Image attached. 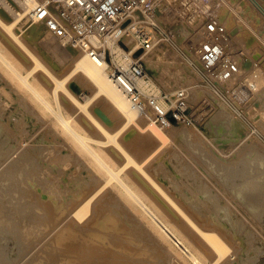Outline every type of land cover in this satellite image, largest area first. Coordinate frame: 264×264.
<instances>
[{"label": "rangeland", "instance_id": "374dc122", "mask_svg": "<svg viewBox=\"0 0 264 264\" xmlns=\"http://www.w3.org/2000/svg\"><path fill=\"white\" fill-rule=\"evenodd\" d=\"M229 1L231 2V0ZM232 1L235 3L231 2L230 4L233 3L239 7L236 4L238 3L236 0ZM162 2L164 3H162V6L164 5L165 9L162 7L164 10L161 18H165L166 25L160 24L168 38L165 41L167 44L162 42L157 49H160L161 45L168 48L169 50H167V56L165 57L171 62H166L162 64L163 66H158L155 63L154 71L152 70V72L146 65L144 57L146 71L150 78L148 81L152 83L154 88L150 90L152 87H149V89L147 88L148 91H145L155 92L157 90L156 96L164 103L167 109L170 107V100L174 95L183 91L186 106L185 115L190 122L175 124L169 129L155 123L165 132V138L162 137L161 140L153 138L147 132H137L131 138L122 134L118 136L117 140L131 158L141 165L143 171L185 215L201 229H213V232H218V235L229 248L228 253L219 264H264V102L262 100L260 104L255 102L259 88L257 85L255 86L252 79L247 81L250 84H246L247 86L241 81L240 83L233 82L231 87H219L217 83L221 82L201 75L193 64V57L186 54L187 49L188 52L193 54L191 51L196 50L198 44L190 42L189 39V41L186 39L187 41H184V44H181L180 41L177 42L170 33L171 30L167 28L170 25L175 27L180 22L184 23L189 17L192 19L195 16L197 19L199 17L202 19H216L218 13H222L221 4L224 3V0H162ZM251 9L254 10L252 7ZM164 11L167 12L165 13ZM248 12L245 10L242 17L246 16ZM255 12L258 15L257 17L261 18V15L256 10ZM163 13L167 15V18ZM252 16L255 17L256 15ZM11 19L13 18L0 6V20L8 24ZM168 19L171 20L169 21ZM248 21L250 26L259 33L262 43L261 46L254 47L258 53L254 48L246 50L240 46L239 49L240 52L243 50L247 51L249 55L244 51L242 55L246 54L245 56L252 62L254 60L258 71L259 69L263 70L264 23H257L256 20L251 18ZM14 32L18 33L20 41L25 48L45 68L49 69L56 78L62 79L66 75L67 72H64L66 66L55 65L52 56L50 57L49 54L45 53L44 49L46 48L42 43L44 37H41V39L30 37L27 31L23 32V30H20L19 25L14 28ZM43 36H46L47 39L51 37L46 31ZM54 40L55 42L57 41L56 39ZM57 43L55 44L58 45ZM0 48L18 66L22 73L31 70L35 66L33 60L27 57L22 48L10 40L2 29L0 30ZM67 53L69 59L75 57L74 54L78 55L71 50H67ZM252 53L254 54L253 56H251ZM231 59L233 60V58ZM262 64L263 66H261ZM155 67L159 70L157 71ZM110 68L111 66L108 62L109 72ZM1 70L5 71L3 68ZM1 70L0 264H182L181 259L179 260L173 251L169 250L156 237L154 238L153 234L148 231L137 215L132 214L121 199L113 195L112 184H108L102 190H98L105 181V177L102 176V170L82 151L79 144L74 142L69 136L67 137L65 132L56 126L46 111L37 107L28 94L14 85L11 80L12 76L7 74V71L4 73ZM33 72L30 75V80L37 81L49 93L53 85L50 81L43 80L41 76L42 69L37 67ZM65 86L70 89L71 93L81 103L87 101L86 98L91 97L95 90L81 75L70 77L65 82ZM189 88L190 90L188 91ZM253 93L257 94L255 99L253 97L254 100L252 99L250 104L249 100ZM59 94L60 103L63 105V114L66 117H71L73 127L91 139L105 141L104 134L101 133L97 124L87 114L73 109L61 92ZM188 94L189 100L187 98ZM87 111L108 133L113 134L118 128L119 123L115 120L117 112L103 96L92 100L87 106ZM230 120L232 127L227 125ZM137 122L141 127L148 123L147 118L140 116ZM233 127L234 129H232ZM158 145L160 150L151 158L146 159L151 150ZM94 147L113 168L117 169L125 164V159L116 153L113 146L107 144L106 146L94 145ZM22 154L23 157H20ZM123 174L132 177L133 186L139 191L156 195L154 188L152 189V186L149 187L150 185L148 186L144 182L146 180L140 177L142 183L141 180L136 178V170L133 166H127ZM245 181L248 189L243 184ZM255 181L258 184H255ZM239 186L242 189L245 187L242 192L244 196L251 194L248 195L251 197L255 194L253 201L256 198L258 199L259 202L257 200L256 203L254 202L257 205V209L254 212L249 207V201H242L241 203L238 196V199L236 198L237 193H239ZM232 188L236 191H232ZM249 188L251 189L249 190ZM96 191L97 193L94 196ZM73 194L78 197H73L75 196ZM156 196L155 200L159 202L164 210L163 212L167 213L164 214L169 216L171 224L179 232L181 231V234L192 239L189 237L190 234V236L193 234L187 226L188 224H183L185 221L175 215V211L170 206H167L169 204L164 198ZM88 197H93V199L90 202L89 214L84 217V220H88L91 215L93 217V214L95 216L90 222L94 225H85L88 228L87 231L91 230L87 232L85 231L86 227L81 225L83 222L79 224L73 213L80 208V203ZM79 198L82 201L78 200ZM192 202L193 205L191 206ZM257 203H262L263 206ZM203 205L204 208H202ZM192 207H195V209ZM197 207L201 211H198ZM215 207H219L217 208L219 213ZM47 208L55 211L50 214ZM226 208L228 210L227 213ZM206 211L208 212L206 213ZM215 213L219 216L215 215ZM224 213L228 216L226 215L227 217H225ZM206 217L208 220L204 219ZM225 218L230 219V221L225 220ZM235 219L238 220L235 221ZM109 221H111V224H109ZM223 221L228 222L225 224L226 222ZM231 221L232 224H230ZM208 222H212L214 227L217 224L216 228H218L211 226L210 228L209 224H207ZM80 226L81 229H84L82 232L79 230ZM185 226H187L189 231H185L187 230L183 228ZM229 226L230 229H228ZM105 227L108 228L106 229ZM110 227L112 228L110 229ZM77 228L79 229L76 230ZM109 231L113 236L110 237V234L108 235ZM73 232L88 241L94 236L96 237L94 242L98 238L100 244H97V240L95 243L97 246L94 251L86 247V254L83 252L84 248H79L83 249L79 250L78 248L74 249L66 244L62 245L59 243L61 236L63 237ZM189 232L191 233L189 234ZM115 234H117V238ZM112 248L115 251L119 250L116 252L117 254ZM202 248L205 253L204 256L207 258L205 259L206 262L210 263L209 261L213 260V255L208 256L210 253L203 246ZM79 251L81 253H78ZM103 253H106L107 256ZM127 253L129 256L126 258ZM80 254L82 257L79 256Z\"/></svg>", "mask_w": 264, "mask_h": 264}, {"label": "bare ground", "instance_id": "6f19581e", "mask_svg": "<svg viewBox=\"0 0 264 264\" xmlns=\"http://www.w3.org/2000/svg\"><path fill=\"white\" fill-rule=\"evenodd\" d=\"M41 1H45V0H41ZM238 3H236L237 5H239V7H237L236 5H234L232 0L231 2H233L232 4H230L231 2L229 0H224V3L221 4L222 6V13H217L215 12V14L217 15L216 22L218 23H222L223 25H225L229 35H230V40L228 42V44L225 46V50L223 52V59L222 62L225 60H230L231 58H233V60L235 61V64L238 65V69L237 72L230 78L224 81H221V83H217L219 84V87H231L233 82L236 83H240L241 81L243 83L249 84V82H247L248 80H253L255 83V86L257 85L258 89V95L257 97L255 96L257 93H253L251 99L249 100V103L251 104L252 99L254 97H256V101L258 104H260V101L262 100V102H264V66L263 64L261 66H263V70L262 69H257V64H255L254 60L252 62V60H249L245 55L248 54L246 50H250L253 49L254 47H259V45L261 46V40H260V35L258 32H256L251 26H250V22L248 21L249 18L256 20L257 23H264V0H236ZM169 2V1H168ZM162 0H155V10H154V19L155 21L159 24V26L164 30V28L162 27V25L160 23H162L163 25H166L165 22V18H161L162 16V11L165 9L164 5L162 6ZM164 4V3H163ZM175 4V3H174ZM0 6H2V8L13 18L11 19V21L6 24L4 22H2L0 20V28L4 31L5 35H7V37L12 40L14 43H16V45H19L22 50L24 51V53H26L25 55H27V57H30L35 66H33V68L29 71L23 72L18 68V66H16L9 58V56H7L2 49L0 48V70L3 68L5 71H7V74H10L12 76V81L14 83V85L18 86L19 88L22 89L23 92H25L26 94L29 95L31 101L37 106L42 108L43 111H46L47 114H49V117L52 118L53 122H55L56 126L59 127L61 130H63L66 134V136L70 137L74 142H76L77 144H79V146L81 147L82 151L85 152L90 158L91 160L95 163L96 166H98L101 170H102V176L105 177V181L101 182V184L103 186H100L98 190H102L106 185L108 184H112V193L115 197H118L121 199V201L125 204L126 208H128L132 214L137 215L138 219L140 221L143 222V224L145 225V227L148 229V231L151 232V234H153L154 238L156 237L162 244H164L169 250L173 251L174 255L179 258V260L181 261L182 264H219V262L222 260L223 257L226 256V254L229 251L228 246L225 244V242L222 240V238L218 235V232L216 233L213 232V229H201V227H199L198 225H196L187 215L184 214V212L171 200L167 197V195H165L162 191L161 188L158 187L153 180L143 171L141 165H139L138 163H136L131 156L127 153V151L123 148V146L118 142L117 138L118 136L125 134L124 136L131 138L133 137L137 132L140 133H149L153 138L157 139V140H161L162 137L165 138V132L163 131V129L156 125L154 121H152V119H147V122L143 127H141L139 125V123L137 122L138 118H139V110L137 108V106L131 101L129 100L121 91L120 89L113 83V81L110 78L109 75V71H108V62L107 59L103 60L100 58H91L89 55L87 54H83L82 52L75 50V49H71V48H67L64 47L60 41L56 38L57 41L55 42V40L52 38L50 39L52 36L48 33L45 25L43 22H34L31 19L28 18L27 16V12H26V8L24 6H22L18 1L16 0H0ZM167 6V5H166ZM164 9H163V8ZM254 8V10L251 9ZM59 9V0H53L51 1V10L53 12L58 11ZM245 10L249 11L246 16L242 17L244 15ZM251 10V11H250ZM255 10L261 15V18L257 17V13L255 12ZM165 13L167 11H164ZM254 12V13H253ZM159 14V16H158ZM164 15V13H163ZM166 15V14H165ZM164 15V16H165ZM252 15H256L255 17H253ZM167 18V15H166ZM169 18V16H168ZM206 18L202 19V18H198L195 16L191 21L187 22L185 21L177 23L175 25V27L173 26H167V28H169L170 33L174 36V39L177 40V42L180 41L181 44H184V41H187L188 39L190 40V42L194 43V44H198L201 41V30L203 27V23L204 20ZM169 20V19H168ZM171 20V19H170ZM169 20V21H170ZM178 22V21H177ZM254 23H256L255 21H253ZM168 24V23H167ZM171 24V23H170ZM19 25L20 30H23V32H28L30 37L33 38H40L44 37V39H42V44L43 46H45L46 49L45 53L49 54L50 57L52 56V58L54 59V64L57 66H62L65 67L64 72H67L66 75L62 78V79H58L56 78L49 69L45 68L36 58L35 56L29 52L25 46L21 43L20 41V36L18 35L17 32H14V28L16 26ZM169 25V24H168ZM175 28V29H174ZM0 29V30H1ZM173 29V31H172ZM47 32L48 35H50L51 37L49 39L46 38V36H43L45 34V31ZM169 32V31H168ZM200 32V34H199ZM169 34V33H168ZM170 36V35H169ZM171 37V36H170ZM32 38V39H33ZM46 38V39H45ZM129 40V38H127ZM172 39V38H171ZM187 39V40H186ZM39 40V39H38ZM54 40V41H53ZM188 40V41H189ZM199 40V41H198ZM182 41V42H181ZM58 42V43H57ZM105 44L107 45V47L110 49V51L112 53H114L116 56L114 57V60H117V62L122 65L125 66L127 63V59L125 57V55L121 52V50L116 46V45H112V43L108 40L104 41ZM162 42L166 43L165 41H161L159 42L148 54L145 55V62L146 65H148V68L150 69V71H154V66L155 63L159 65L165 64L166 62L169 63L171 61H169L165 56H167V50H169L166 47H163V45H161L160 49H157L159 44H161ZM55 43H57L58 45L62 46L59 47L58 45H56ZM131 44H133L130 41ZM260 43V44H259ZM167 44V43H166ZM42 46V47H43ZM185 46V45H184ZM242 47L243 49L246 50H242L246 53L245 55L243 54V51L240 52L239 47ZM193 47V46H192ZM44 48V47H43ZM264 48V47H263ZM256 50V48H254ZM258 49V48H257ZM67 50H71L74 51V53L78 54L77 56L74 54L75 57H73L72 59H69V55L67 53ZM254 50V51H255ZM191 51V50H190ZM238 51V52H237ZM186 54L189 55L190 57L192 56V61L195 59V55H196V50L194 49L193 52L190 53L188 52V49L186 50ZM249 52V51H248ZM256 52L258 53V51L256 50ZM255 52V54H256ZM237 55V56H236ZM249 55V54H248ZM251 55V54H250ZM254 54L252 53L251 56H253ZM230 56H234V57H230ZM236 56V57H235ZM249 58L252 59V57L249 56ZM236 59V60H235ZM248 59V60H246ZM221 62V63H222ZM254 65V67H253ZM163 66V65H162ZM37 67L42 69V78L43 80L46 81H50L52 83V89L50 90L49 93H47L43 87L41 86V84L37 83V81H32L30 80V75H32L37 69ZM253 67V68H252ZM156 69V67H155ZM61 70V69H60ZM157 70V69H156ZM159 70V69H158ZM157 70V71H158ZM189 70V69H188ZM2 71V70H1ZM5 71H2L5 73ZM152 71V72H153ZM32 73V74H31ZM261 73V74H260ZM74 75H81L83 78H85L93 87H94V93L91 97H87L84 103H81L80 101H78L76 99V97L71 93L70 89H68L65 86V82L67 80H69L70 77L74 76ZM260 78V79H259ZM150 79V78H149ZM148 79V80H149ZM139 81L138 82V86L141 88V90L144 93H147L146 91H148L149 87H152L150 90H153V86L152 83L150 81ZM42 83V82H41ZM254 85V84H253ZM247 86V85H246ZM254 86V88H255ZM148 88V89H147ZM185 88V87H184ZM146 90V91H145ZM190 90V88L188 89V91ZM175 91V90H174ZM59 92H61L62 96L68 101H66L68 104H70V106L73 109L78 110L81 113H85L88 115V117L94 121L97 126L99 127L100 131L102 134H104L105 137V141H97L94 139H91L89 137H87L85 134H83L82 132L78 131L77 129H75L72 125V121H71V117H66L63 114L62 111V106L60 103V94ZM157 92V90L155 91V93ZM49 94H50V98L51 100H49ZM99 96H103L108 102L111 103L112 107L114 110H116L117 112V118H115V120L119 123L118 128L116 129V131L111 134L108 133L100 124L97 123V121L94 119V117L88 113L87 111V106L88 104L94 100L95 98L99 97ZM189 94L187 95L188 98ZM49 98V99H48ZM253 99V100H254ZM189 100V98H188ZM158 105L160 106V108L165 111L167 109V107L164 105V103L162 101H160L159 99H157ZM249 105V104H248ZM50 118V119H51ZM49 119V120H50ZM52 122V121H51ZM231 120L229 122L230 125ZM231 126V125H230ZM5 127V126H4ZM172 127L169 126L168 129ZM232 127V126H231ZM131 128V129H130ZM224 128H226L224 126ZM229 129H231L229 127ZM234 129V127L232 128ZM131 130V131H130ZM231 131V130H230ZM229 131V133H230ZM234 131V130H233ZM125 132V133H124ZM129 132V133H128ZM231 134V133H230ZM233 135V133H232ZM123 137V136H122ZM7 140V139H4ZM111 145L113 146V149L116 151V153L119 156H122L125 159V164L118 167L117 169L113 168L107 161L106 159L95 149L94 145L96 146H106V145ZM160 150V146H156L154 149L151 150L150 154L146 157V159L151 158L152 156H154L158 151ZM25 155V154H24ZM26 156V155H25ZM23 157V154L20 156ZM31 157V156H30ZM28 158V157H27ZM23 160V158H22ZM25 162V161H24ZM260 162V161H259ZM22 164V163H21ZM28 164V163H27ZM18 165V164H17ZM133 166L134 169L136 170V178L138 180H146L144 182H146V184L151 187L152 189L154 188V190L156 191V195H158V197L160 198H164L166 200V202H168L170 206V208H172L175 211V215H178L179 217H181L183 219V224H188L187 226L189 227L190 231L192 232V236H190L191 232H189V237H191L192 239L186 237V235L181 234L178 229H176L174 227V225L171 224L170 222V218L168 215H165L167 213L163 212L164 210L161 208L159 202L157 200H155V197H157L156 195H151V194H147V192L144 191H139L138 189H136L133 186V180L132 177L128 176V175H124L123 171L125 170V168L127 166ZM22 166V165H21ZM249 167V166H248ZM19 169V167H18ZM259 169V168H258ZM260 170V169H259ZM140 174V175H139ZM258 176V175H257ZM256 176V177H257ZM142 177V179L140 178ZM245 177V176H244ZM237 179V178H236ZM252 179V178H251ZM256 179V178H255ZM264 179V177H263ZM259 181V180H258ZM257 181V182H258ZM17 182V181H16ZM254 182V181H253ZM143 183V182H142ZM248 183V181H247ZM252 183V182H251ZM245 184L246 187V181L243 183ZM255 184L256 183L255 181ZM239 185V184H237ZM242 185V184H241ZM252 185V184H251ZM263 185V184H262ZM234 186V185H233ZM236 186V185H235ZM244 186V185H243ZM242 186V187H243ZM248 186V185H247ZM250 186V185H249ZM201 187V186H200ZM244 187V188H245ZM251 187V186H250ZM256 187V186H255ZM254 187V189H256ZM14 188V187H13ZM150 188V189H151ZM236 188V187H235ZM240 188V186H239ZM244 188H240L239 189V193H237L236 198L238 196L239 200L241 201H249V207L251 209H253V212L255 209H257V205L254 204V202L256 203V200L258 201V199L256 198L255 201H253V196L249 197L248 194L247 196H244L242 194ZM247 188V187H246ZM253 188V187H252ZM238 189V188H237ZM248 189V188H247ZM251 188H249L250 190ZM261 189V187H260ZM264 189V188H263ZM81 190V189H80ZM97 190V191H98ZM205 190V189H204ZM235 190V189H234ZM232 188V191H234ZM69 191V190H68ZM82 191V190H81ZM84 191V190H83ZM97 191L94 193V196L96 195ZM182 191V190H181ZM203 191V190H202ZM236 191V190H235ZM258 191V189H257ZM248 192V191H247ZM262 192V191H261ZM79 193V192H78ZM81 193V192H80ZM260 193V192H258ZM77 194V193H76ZM245 194V193H244ZM247 194V193H246ZM262 194V193H261ZM264 194V193H263ZM24 195V194H23ZM55 195V194H54ZM61 195V194H60ZM66 195V194H65ZM64 195V196H65ZM75 195V194H73ZM80 195V194H78ZM206 195V194H205ZM215 195V194H214ZM213 195V196H214ZM257 195V193H256ZM259 195V194H258ZM63 196V195H62ZM93 196V197H94ZM152 196V197H151ZM182 196V194H181ZM192 196V195H191ZM200 196V195H199ZM202 196V195H201ZM261 196V195H260ZM259 196V197H260ZM57 197V196H56ZM70 197V196H69ZM73 197H78V196H73ZM82 197V196H81ZM93 197H88L85 201H82V199H78L81 200L82 202L80 203V208L77 209L74 213L73 216L76 217V221L80 224V222H83L81 225L83 226H87V224H92L90 223L91 220L93 219V217L95 216V214H93V217L91 215V217L88 220H84V217L89 214V209H90V202L93 199ZM183 197V196H182ZM181 197V198H182ZM203 197V196H202ZM209 197V196H207ZM217 197V196H216ZM255 197V196H254ZM258 197V196H256ZM72 198V197H71ZM70 198V200H71ZM74 198V199H75ZM187 198V197H186ZM237 198V199H238ZM32 199V198H31ZM58 199V198H57ZM61 199V197H60ZM206 199V198H204ZM209 199V198H208ZM213 199V198H210ZM76 200V199H75ZM84 200V199H83ZM164 200V201H165ZM195 200V198H194ZM207 200V199H206ZM261 200V199H260ZM72 201V200H71ZM189 201V200H188ZM192 201V200H191ZM190 201V202H191ZM211 201V200H210ZM214 201V200H213ZM218 201V198H217ZM262 201V200H261ZM70 202V201H69ZM68 202V203H69ZM201 202V201H200ZM259 202V201H258ZM67 203V204H68ZM77 203V201H76ZM165 203V202H164ZM212 203V202H211ZM264 203V202H263ZM74 204V203H73ZM98 204V203H97ZM197 204V203H196ZM215 204L218 205V203L215 202ZM246 204V203H245ZM258 205L260 203H257ZM262 204V203H261ZM260 204V205H261ZM44 205V204H43ZM48 205V204H47ZM51 205V204H50ZM49 205V206H50ZM64 205V204H63ZM72 205V203H71ZM79 205V204H77ZM191 206L193 205L190 204ZM199 205V204H198ZM201 205V203H200ZM211 205V204H209ZM216 205V206H217ZM248 205V204H247ZM252 205V206H251ZM100 207V205H98ZM229 206V205H228ZM244 206V205H243ZM263 206V204H262ZM260 206V207H262ZM43 207V206H42ZM62 207V206H61ZM76 207V206H75ZM189 207V206H188ZM202 207V206H201ZM211 207V206H209ZM214 207V206H213ZM212 207V208H213ZM230 207V206H229ZM247 207V208H249ZM101 208V207H100ZM169 208V209H170ZM193 208V207H192ZM191 208V209H192ZM198 208V207H197ZM204 208V205L203 207ZM201 208V209H202ZM216 211L217 208L219 207H215ZM264 208V207H263ZM49 213L52 214L53 211H55L53 209L47 208ZM95 209V208H94ZM99 209V208H97ZM103 209V208H102ZM100 209V210H102ZM195 209V207L193 208ZM198 211H201L200 208H198ZM206 209V208H205ZM214 209V208H213ZM224 209V208H222ZM105 210V209H104ZM111 210V209H110ZM208 210V209H207ZM225 210V209H224ZM227 210V208H226ZM51 211V212H50ZM95 211V210H94ZM107 211V210H106ZM105 211V212H106ZM173 211V212H174ZM193 211V210H192ZM204 211V210H203ZM215 211V210H214ZM215 211V212H216ZM252 212V210H250ZM45 212H47V210H45ZM96 212V211H95ZM194 212V211H193ZM208 211H206L207 213ZM211 212H213V210H211ZM228 212V210L226 211V213ZM230 212V210H229ZM259 212V211H258ZM261 212V211H260ZM47 212V214H49ZM165 213V214H164ZM200 213V212H199ZM214 213V212H213ZM217 213V212H216ZM215 215H218L216 214ZM238 213V211H237ZM236 213V215H237ZM55 214V213H54ZM100 214V213H98ZM198 214V213H197ZM196 214V215H197ZM209 214V213H208ZM222 214V213H221ZM225 214V213H224ZM230 214L232 215V213L230 212ZM234 214V213H233ZM246 214V212H245ZM263 214V212H262ZM261 214V215H262ZM103 215V214H102ZM214 215V214H213ZM227 214H225V217ZM257 215V214H256ZM44 216V215H43ZM72 216V217H73ZM113 216V215H112ZM199 216V214H198ZM201 216V214H200ZM205 216V215H204ZM219 216V215H218ZM217 216V217H218ZM260 216V215H259ZM263 216V215H262ZM98 217V216H97ZM102 217V216H101ZM116 217V216H115ZM197 217V216H196ZM203 217V216H202ZM208 217V216H207ZM204 218V219H207ZM213 217V216H212ZM258 217V216H257ZM214 218V217H213ZM219 218V217H218ZM242 218V217H241ZM41 219V218H40ZM66 219V218H65ZM117 219V218H116ZM202 219V218H201ZM211 219V218H209ZM216 219V217H215ZM224 219V218H223ZM243 219V218H242ZM251 219V218H250ZM255 219V218H254ZM257 219V218H256ZM68 220V219H67ZM66 220V221H67ZM100 220V219H99ZM200 220V219H199ZM208 220V219H207ZM212 220V219H211ZM225 220H228L225 218ZM238 220V219H237ZM235 219V221H237ZM260 220V219H259ZM34 221V220H33ZM69 221V220H68ZM182 221V220H181ZM204 221V220H203ZM202 221V222H203ZM216 221V220H214ZM230 221V219L228 220ZM228 221H223L226 222L225 224H227ZM64 222V221H63ZM74 222V221H72ZM71 222V223H72ZM76 222V223H77ZM95 222V221H94ZM93 222V223H94ZM111 224V221H109ZM121 222V220H120ZM141 222V223H142ZM222 222V221H221ZM239 222V221H238ZM66 223V222H65ZM64 223V224H65ZM75 223V222H74ZM237 223V222H236ZM63 224V225H64ZM67 224V223H66ZM70 224V223H69ZM116 224V223H115ZM206 224V223H205ZM207 224H209V227H214V225L212 224V222H208ZM206 224V225H207ZM219 224V222H218ZM229 224V223H228ZM232 224V221L231 223ZM242 224V223H241ZM62 225V223H61ZM60 225V226H61ZM77 225V224H76ZM89 225V227H90ZM94 225V224H92ZM203 225V224H202ZM205 225V226H206ZM217 225V224H216ZM216 225L214 228H216ZM236 225V224H235ZM78 226V225H77ZM85 226V227H86ZM177 226V225H176ZM184 226V225H183ZM187 226L183 227L187 229ZM221 226V225H220ZM233 226V225H232ZM82 227V228H85ZM114 227V226H113ZM118 227V225H117ZM128 227V226H127ZM208 227V226H207ZM206 227V228H207ZM208 227V228H209ZM210 227V228H211ZM240 227V226H239ZM249 227V226H248ZM252 227V226H251ZM92 228V227H91ZM106 229L108 227H105ZM112 227H110L111 229ZM120 228V227H119ZM180 228V227H179ZM218 228V227H217ZM216 228V229H217ZM222 228V226H221ZM254 228V227H253ZM60 229V228H59ZM58 229V230H59ZM62 229V228H61ZM74 229V228H73ZM79 228H77L76 230H78ZM87 227L86 230L87 231ZM103 229V228H102ZM182 229V227H181ZM180 229V230H181ZM189 229L185 230V231H189ZM215 229V230H216ZM230 229V226L229 228ZM233 230V228H231ZM241 229V228H240ZM81 232L84 229H80ZM113 230V229H112ZM111 230V231H112ZM220 230V229H218ZM224 230V229H223ZM244 230V229H243ZM84 231V232H85ZM88 231H91L90 229ZM87 231V232H88ZM102 231V230H101ZM121 231V230H120ZM184 232V230H182ZM85 232V233H87ZM115 232H117L115 230ZM221 232V231H220ZM219 232V233H220ZM95 233V232H94ZM49 234V233H48ZM52 234V233H51ZM107 235V233H105ZM110 234V231L108 233V235ZM186 234V232H185ZM239 234V233H238ZM245 234V233H244ZM116 238H117V234ZM114 235V236H115ZM125 235V234H124ZM127 235V234H126ZM129 235V234H128ZM188 235V234H187ZM222 235V234H221ZM230 235V234H229ZM247 235V234H246ZM50 236V235H49ZM65 236V235H64ZM60 237V244H66L67 246H70L72 248H84L83 249H79V250H83V252H85V248L88 247L87 249H91L94 251V249H96L97 244L99 243V239L97 238V240L94 242L95 238L93 236V238H91L90 241L86 240L85 238H82L79 234H74V232L72 234H69L65 237ZM85 236V235H84ZM110 237L113 235H109ZM119 236V235H118ZM151 236V235H150ZM223 236V235H222ZM90 237V236H89ZM126 237V236H125ZM252 237V235H251ZM100 238V237H99ZM233 238V237H232ZM249 238V237H248ZM109 239V238H108ZM124 239V238H123ZM127 239V238H126ZM226 239V238H225ZM235 239V238H234ZM101 240V238H100ZM105 240V239H104ZM106 241V240H105ZM120 241V240H119ZM193 241V242H192ZM195 241V242H194ZM249 241V240H248ZM46 242V241H45ZM97 242V244L95 245V243ZM101 242V241H100ZM103 242V240H102ZM250 242V241H249ZM44 243V242H43ZM104 243V242H103ZM194 243H196L194 245ZM100 244V243H99ZM109 244V243H108ZM126 244V243H124ZM140 244V243H139ZM146 244V243H145ZM116 245V244H115ZM138 245V244H137ZM99 246V245H98ZM202 246L207 250L208 253H210L208 256H212L213 260L209 261L210 263L206 262L205 259H207L204 255L205 253L203 252V248ZM115 247V246H114ZM113 247V248H114ZM129 247V246H128ZM147 247V246H146ZM112 248V249H113ZM148 248V247H147ZM248 248V247H247ZM110 249V247H109ZM111 249V250H112ZM125 249V248H123ZM150 249V248H149ZM252 249V248H251ZM250 249V250H251ZM255 249V248H254ZM114 250V249H113ZM121 250V249H120ZM101 251V250H99ZM115 251V250H114ZM113 251V252H114ZM119 250L115 251L118 252ZM130 251V250H128ZM255 251V250H254ZM72 252V251H70ZM98 252V251H97ZM110 252V251H109ZM108 252V254H109ZM133 252V251H132ZM73 253H75V251H73ZM78 253H81L80 251ZM86 253V252H85ZM90 253V252H89ZM92 253V252H91ZM96 253V251H95ZM114 253V254H115ZM122 253V252H121ZM87 254V253H86ZM94 254V253H93ZM106 254V253H103ZM117 254V253H116ZM119 254V253H118ZM212 254V255H211ZM91 255V254H90ZM98 255V253H97ZM123 255V254H122ZM238 255V254H237ZM80 257H82V255H79ZM85 256V255H84ZM99 256V255H98ZM102 257V255H100ZM107 256V254H106ZM105 256V258H106ZM111 256V255H110ZM115 256V255H114ZM127 256H129V254L127 253ZM131 256V255H130ZM155 256V255H154ZM236 256V255H235ZM234 256V258H235ZM48 257V256H47ZM73 257V256H72ZM86 257V256H85ZM144 257V256H143ZM75 258V256H74ZM116 258V257H115ZM125 258V259H126ZM210 258V257H209ZM78 259V257H77ZM100 259V258H99ZM104 259V258H103ZM117 259V258H116ZM82 260V259H81ZM93 260V259H92ZM95 260L97 261L96 257ZM111 260V259H110ZM129 260V259H127ZM210 260V259H209ZM69 261V260H68ZM94 261V260H93ZM94 261V262H96ZM107 261V260H106ZM235 261V260H234ZM53 262V261H52ZM90 262V261H89ZM107 263V262H105ZM71 264V263H70ZM79 264V263H78ZM83 264V263H82ZM87 264V263H86Z\"/></svg>", "mask_w": 264, "mask_h": 264}, {"label": "built area", "instance_id": "2783aa9c", "mask_svg": "<svg viewBox=\"0 0 264 264\" xmlns=\"http://www.w3.org/2000/svg\"><path fill=\"white\" fill-rule=\"evenodd\" d=\"M16 1L26 8L29 19L43 22L48 33L64 47L91 58L107 59L111 80L137 106L140 117L152 119L162 127L190 122L185 115L183 91L177 92L170 107L163 111L155 92L144 93L138 86L139 81L149 79L145 55L168 38L154 19L155 0H59L56 12L51 10L53 0ZM191 20L189 17L187 21ZM203 24L193 64L204 77L217 82L230 79L238 69L232 59L222 62L230 35L213 18H206ZM106 40L125 55V66L114 60L116 55L107 47Z\"/></svg>", "mask_w": 264, "mask_h": 264}, {"label": "water", "instance_id": "95a60500", "mask_svg": "<svg viewBox=\"0 0 264 264\" xmlns=\"http://www.w3.org/2000/svg\"><path fill=\"white\" fill-rule=\"evenodd\" d=\"M196 64L199 66V64L196 62Z\"/></svg>", "mask_w": 264, "mask_h": 264}]
</instances>
